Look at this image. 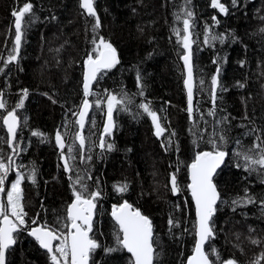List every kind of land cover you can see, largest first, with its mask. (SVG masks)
Here are the masks:
<instances>
[{"label":"trees","instance_id":"obj_1","mask_svg":"<svg viewBox=\"0 0 264 264\" xmlns=\"http://www.w3.org/2000/svg\"><path fill=\"white\" fill-rule=\"evenodd\" d=\"M26 2L33 4V10L22 22L19 56L5 66L14 49L12 12ZM220 2L227 14L213 8L211 0H94L101 25L97 32L116 48L119 63L100 74L92 85L95 94L88 97L93 106L83 130L84 156L92 159L82 162L80 153L74 152L76 159L69 160L73 171L68 173L55 134L60 131L66 145L78 148L73 113L84 100L83 65L93 48L95 19L85 14L80 0H0V94L6 102V109H0V160L8 164L11 157L1 203H7L8 184L17 174L23 175L28 228L47 224L66 233L63 225L70 223L66 210L74 200L72 180L79 173L90 191L102 193L91 233L101 247L92 253L89 264H132L117 243L119 228L110 215L112 207L124 201L152 220L154 264H183L195 242L188 166L197 152L211 151L209 141L223 134L226 143L221 146L229 155L213 179L223 202H218L213 217L215 238L207 242L205 251L214 264L227 259L236 264H264V168L252 165L245 170L244 160L235 155L255 144L264 147V0H237L235 5L232 0ZM187 11L193 13L191 18L185 15ZM185 18L190 19L192 40L191 118L181 61L185 49L175 34L177 29L184 34ZM207 36L223 37V42L216 39L206 44ZM218 68L214 107L211 79ZM105 90L126 94L131 100L127 110L124 106L113 110V131L104 134L112 150L99 147L107 104L97 108L95 102L105 101ZM22 98L23 106L17 108ZM142 103H148L160 117L166 129L160 137L155 135L151 117L139 107ZM13 109L19 125L16 140L9 146L2 118ZM210 111L215 114L209 115ZM64 152L67 155V148ZM249 155L259 158V149ZM177 168L180 192L173 194L170 179ZM33 170L35 183L28 178ZM124 184L127 191H116V186ZM249 198L252 203L247 202ZM169 218L178 221V226L170 228ZM26 232L15 233V247L8 251L6 264H51Z\"/></svg>","mask_w":264,"mask_h":264},{"label":"snow or ice","instance_id":"obj_2","mask_svg":"<svg viewBox=\"0 0 264 264\" xmlns=\"http://www.w3.org/2000/svg\"><path fill=\"white\" fill-rule=\"evenodd\" d=\"M235 5L237 0H232ZM211 6L218 9L221 13L227 14V8L220 0H211ZM81 7L87 12L89 16L94 17L95 23L92 26V32L95 34L92 37L91 43L93 44L92 51L87 54L84 60V74H83V96L84 100L78 112H74L73 115L77 117L75 124L78 125L79 131L75 134V141H78V148H74L73 145H66L64 136L60 131L55 134V141L61 150V156L64 160V170L68 173H72V166L69 164V160H75L76 156L72 155L74 152L80 153V159L91 160V156H84V150L86 147V137L84 135V128L86 124V118L89 110L92 108V103L88 97L94 95L92 91V85L97 82L100 74L105 70H111L118 63L119 59L117 56V50L111 42L107 41L103 36H100L97 30L101 27L100 18L97 15L94 8V0H81ZM33 10V4L26 2L18 10L12 12L15 18V43L13 53L8 56L5 61L7 64L16 61L19 56L23 29L22 22L25 20L26 14H31ZM185 15L189 18L192 17L193 13L187 11ZM177 19H180L178 16ZM215 20L216 18L213 17ZM218 23V21H217ZM191 24L190 19H183V35L181 31L177 29L175 34L177 35L178 42H182V46L185 52L182 54L181 59L184 61V66L187 70V78L184 81L187 89V111L190 118L193 114V64H192V52H191ZM211 32V29H207ZM264 31V29H262ZM220 39L223 42V37L218 36H207L204 43H209L210 40ZM215 62V61H214ZM3 69L0 68V72ZM219 68L217 74L211 79L212 84V101L215 107L216 100V89L219 87ZM139 79V77H138ZM203 84V81H201ZM243 87V85H240ZM107 93V90H105ZM28 95V90H23V96ZM141 95L143 93L141 92ZM107 104V123L104 126L103 134L100 139L99 147L104 149L107 147L108 150H112L113 145L107 143L104 140V134L110 133L113 128V110L117 106H124L127 110V105L131 103V100L125 94L124 96H117L116 94L107 93L105 101L97 100L95 106L99 108L102 103ZM23 106V98L16 105L17 108ZM143 109L155 126V135L160 137L166 129L160 123V117L157 112L150 109L148 103H142L139 105ZM0 109H6V102L2 99L0 94ZM214 111H210L209 115H214ZM3 124L7 126V132L11 137V141H8L9 145L16 140L17 127L19 120L15 109L7 111V114L2 118ZM227 120V117L224 118ZM196 134V133H194ZM33 135H42L39 132H33ZM171 135H175L173 132ZM259 139V137H257ZM75 141L73 143H75ZM221 142L226 143L225 136L219 135L218 140H210L212 144L211 151H200L195 154L192 163L188 166L190 172L191 182L187 185L191 192V197L195 203L196 211V238L194 254L187 260V264H214V261L210 259L209 254L205 251L204 246L206 242L215 238V230L213 227V217L217 212L218 202L221 201V193L217 189V185L213 182V177L216 171L224 163L225 157L229 155L225 151ZM171 140L169 139V144ZM195 143V142H194ZM238 143V142H237ZM264 143V142H262ZM67 148V155L64 150ZM253 149H259V158H254L249 155V152ZM15 152L16 149L13 148ZM237 157H242L245 164V170H249L252 165H259L264 168V147L261 144H255L252 148L245 151H237L235 153ZM9 163L6 164L0 160V193L6 191L5 179L11 169V157H9ZM242 165L237 164V167ZM254 170V169H253ZM179 168L176 169L171 175V191L173 194L180 192V187L177 182V174ZM86 178L92 180V176L86 172ZM33 183L36 181V173L33 170L30 177H28ZM25 179L23 175L17 174V178L14 183H11V190L7 191V204L0 203V264H6V253L12 245L16 243L14 233L26 230L28 234L35 238L39 243L40 247L45 249L50 254L51 264H89L92 253L96 249L101 247V244L97 239L93 238L90 233L93 232V219L95 210L97 209V201L101 197L102 193L100 190H89V185L84 183L85 176L76 174L74 180L72 176L69 179L72 180L73 196L74 200L67 208V223L63 227L67 228V232L60 231L59 228L49 226L47 224L28 228V221L25 219L27 212L24 210L22 203V189L21 182ZM79 185V189H77ZM116 191L125 192L127 191V185L116 186ZM252 203L251 198L247 201ZM233 204L238 203L233 201ZM112 217L119 228L116 240L118 245L123 249H126L131 254L132 264H154L156 258V248L153 240V223L152 220L141 213L139 209H134L131 204L125 201L118 206H113ZM31 223L35 224L36 220H32ZM170 228L177 227L178 221H174L169 218L168 221ZM55 241H59L58 244H54ZM256 243V241H253ZM107 251H117L116 248H108ZM212 252L219 258V254L214 248ZM94 264V262H93ZM221 264H236L233 259H227L221 262Z\"/></svg>","mask_w":264,"mask_h":264},{"label":"water","instance_id":"obj_3","mask_svg":"<svg viewBox=\"0 0 264 264\" xmlns=\"http://www.w3.org/2000/svg\"><path fill=\"white\" fill-rule=\"evenodd\" d=\"M80 5H81V0H80ZM83 9V8H82ZM84 10V9H83ZM84 12H85V14L87 15V16H89L88 14H87V12L84 10ZM14 31H15V23H14ZM14 43H15V37H14ZM181 61H182V66H183V71H184V75H185V79L187 78V70H186V68H185V66H184V61L181 59ZM82 74H84V65H83V73ZM185 79H184V81H185ZM194 80V79H193ZM193 87H194V85H193ZM82 89H83V75H82ZM184 89H185V93H186V98H187V89H186V87H185V84H184ZM187 104H188V102H187ZM80 110V109H79ZM89 112H90V110H89ZM89 114V113H88ZM6 115V114H5ZM4 115V116H5ZM88 117V116H87ZM87 119V118H86ZM107 123V116H106V118L104 119V124H103V129H104V126H105V124ZM2 125H3V129H4V131H5V133H6V135H7V139H8V141H11V137H10V135L8 134V132H7V126L6 125H4L3 124V120H2ZM19 125V124H18ZM113 125H114V123H113ZM113 128H114V126H113ZM113 128H112V130L110 131V133L113 131ZM17 129H18V127H17ZM78 131H79V127H78ZM110 133H108V134H110ZM13 143V142H12ZM77 143H78V141H77ZM8 145H9V143H8ZM10 146V145H9ZM205 151V150H204ZM226 158L227 157H225V160H226ZM225 162V161H224ZM192 163V162H191ZM224 164V163H223ZM223 164L220 166V168L223 166ZM220 168H218L217 169V171H216V174H217V172L220 170ZM216 174L214 175V177L216 176ZM214 177H213V179H214ZM191 182V180H190V172H189V168H188V184ZM213 182H214V180H213ZM187 190H188V193H189V198H190V200H191V203H192V206H193V217H194V220H195V238H196V222H197V218H196V211H195V203H194V201H193V199H192V197H191V192H190V190L188 189V187H187ZM73 201V200H72ZM71 201V202H72ZM71 202L69 203V205L71 204ZM124 203V202H123ZM122 204V203H121ZM68 205V206H69ZM113 209V208H112ZM111 212H112V210H111ZM110 215H111V213H110ZM111 219H112V221L115 223V225L118 227V225L116 224V222H115V220H114V218L112 217V215H111ZM94 220V219H93ZM37 226H39V225H34V226H32V227H30V228H33V227H37ZM29 228V229H30ZM15 234V233H14ZM27 236L30 238V239H32V240H34L36 243H37V246H38V248L40 249V251L41 252H43V253H45L49 258H50V254L49 253H47V251L45 250V249H43V248H41L40 247V245H39V243L35 240V238L34 237H32V236H30L29 234H28V231H27ZM56 242L57 241H55L54 242V244H56ZM206 244H207V242H206ZM206 244H205V246H206ZM205 246H204V249H205ZM15 247V244L14 245H12L11 246V248L9 249V250H11V249H13ZM194 247H195V242H194ZM194 247H193V250H192V252H191V254L186 258V260H185V262L183 263V264H187V260H188V258L190 257V256H192L193 254H194ZM8 250V251H9ZM124 251L126 252V254H128L129 256H130V258H131V260L133 259L132 257H131V254L130 253H128L127 252V250L126 249H124ZM8 253V252H7ZM7 253H6V256H7ZM90 263V262H89Z\"/></svg>","mask_w":264,"mask_h":264},{"label":"rangeland","instance_id":"obj_4","mask_svg":"<svg viewBox=\"0 0 264 264\" xmlns=\"http://www.w3.org/2000/svg\"><path fill=\"white\" fill-rule=\"evenodd\" d=\"M16 178H17V176H16ZM16 178L14 179V181L13 182H11V183H14L15 182V180H16ZM9 186H10V188H9ZM11 190V184H8V187H7V191H10ZM5 200L7 201V192L5 193ZM0 203H1V201H0ZM5 205L7 204V203H4ZM59 243V242H58ZM57 243V244H58Z\"/></svg>","mask_w":264,"mask_h":264},{"label":"flooded vegetation","instance_id":"obj_5","mask_svg":"<svg viewBox=\"0 0 264 264\" xmlns=\"http://www.w3.org/2000/svg\"><path fill=\"white\" fill-rule=\"evenodd\" d=\"M125 202V201H124ZM133 207V206H132ZM113 208V207H112ZM134 208V207H133ZM112 210V209H111ZM95 216H96V210H95V215H94V220H93V225H94V222H95ZM115 224V223H114ZM32 227V226H31ZM27 233V232H26ZM27 235V234H26ZM91 235V233H90ZM14 237H15V234H14ZM58 242V241H57ZM45 254V253H44Z\"/></svg>","mask_w":264,"mask_h":264},{"label":"bare ground","instance_id":"obj_6","mask_svg":"<svg viewBox=\"0 0 264 264\" xmlns=\"http://www.w3.org/2000/svg\"><path fill=\"white\" fill-rule=\"evenodd\" d=\"M78 1V0H77ZM80 4V3H79Z\"/></svg>","mask_w":264,"mask_h":264}]
</instances>
